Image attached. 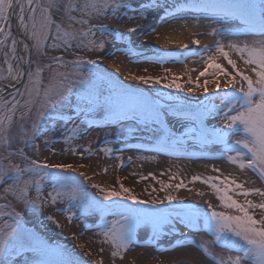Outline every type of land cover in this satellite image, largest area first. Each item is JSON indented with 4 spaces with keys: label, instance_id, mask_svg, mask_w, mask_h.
<instances>
[{
    "label": "snow or ice",
    "instance_id": "1",
    "mask_svg": "<svg viewBox=\"0 0 264 264\" xmlns=\"http://www.w3.org/2000/svg\"><path fill=\"white\" fill-rule=\"evenodd\" d=\"M158 4L159 0H145L144 4L136 8L134 0H0V54L3 56V63L8 66L7 77L0 69V81H14L23 85L22 89H16L13 85L15 95L9 93L10 99H5L3 91H0V184L11 182L3 187L4 195H0V199H6V196L11 194L25 208L31 206L34 211L49 203L67 204L68 207L62 211L69 222L77 217L83 220L98 212L101 222L95 225L99 229L96 235L101 238V244L109 246L113 264L117 258L123 259L124 254L135 244L137 229L142 222H150L151 239L156 240L165 226L171 224L174 216L197 232L210 234L212 237L210 240H203L198 245L209 264H264V189L245 188L242 183L229 176L221 178L220 175L207 177L193 175L191 183L200 182L208 185L220 202L219 206L233 210L234 214L216 210L208 201H205L206 209L186 205L173 213L156 208L158 203L162 204L164 201L171 203L177 199L171 194L166 195L164 200L144 201L138 199L131 189L123 184H120L118 189L93 184L92 187L96 188L102 197L96 199L86 191L76 175L69 174V169L75 172L72 164L39 162L24 156L23 152L10 150L13 142L17 140L12 131L14 126L21 133L19 139L26 145L33 146L34 137L40 134V128L38 119H32V113L35 112L39 118L45 114L46 109L68 104L72 107L75 118L59 115L61 120H65L66 125L72 124L71 128L66 127L65 143L78 138L80 125L92 123L87 118L97 110L104 111L106 123L96 126H115L121 125L126 119L139 121L146 118L144 126L147 127L150 120L158 133L157 144L152 151L160 152L170 146L179 147L187 144L189 139L198 140L203 145L209 142L219 144L222 147L218 159L226 160L240 170H251L264 181V0H193L192 6L197 11L223 16L225 20H239L242 26L239 35L245 39H231L230 37L236 34L229 33L223 25L221 28L213 27L205 34L219 39H216L212 46H204V52L212 51L213 54L206 57L205 67L199 72L196 81L189 79L188 83L194 86L185 89L181 83L176 82L178 76H173L171 82L163 84L165 88H175L189 94L202 89L201 95H208L210 83L215 85L212 89L213 96L208 102L201 101L197 111L184 112L182 108L175 110L181 118L196 125L195 132L186 131L180 136H175L165 126L161 120V109L153 108L147 101L136 98L123 88L114 76L109 73H97L91 69L86 71L85 66L93 65L95 63L93 60L78 56L71 61H65L62 57L53 56L49 63H43L30 58L32 51L27 43H24V50L28 57L17 54L16 46L23 41H17L13 37L11 45L8 44V38L12 37V33L7 26L10 25L11 18L16 16L25 37L33 41L32 49L35 50L37 57L47 55L46 47L71 48L73 42L78 48L102 51L105 40L97 42L92 39L95 36L94 29L104 38L123 37L105 24H91V20L109 15L119 18L122 11H135L139 17L146 18V14ZM180 10L182 9L166 10L161 20L176 19V12ZM54 13H62L61 22L53 18ZM65 18L68 21L66 27L63 26ZM136 18L138 17H128L129 20ZM74 24L81 27L74 28ZM85 25L86 28L83 27ZM128 31L133 32L135 29ZM249 36L259 39H248ZM49 38L52 43L46 45L45 42ZM192 43L199 45L200 40L193 39ZM181 47L188 48L187 45ZM230 52L239 57L251 74L237 67V62L230 58ZM220 57L231 66L232 72L217 62ZM12 61H15V68ZM46 70L48 76L45 82L41 73ZM209 70H212L211 73ZM164 71L168 72L169 69L165 68ZM209 74L217 78L220 76L227 78L223 94L219 79L211 81L205 79L203 84L199 82L200 77ZM130 75L145 84L162 83L160 77L132 73ZM25 76L26 80L23 79ZM2 87L3 85H0V89ZM105 90L108 95H104ZM208 117L218 118L223 126L207 127L204 121ZM29 120L32 135H28L29 129L25 127ZM241 132L244 135H240ZM50 143L45 141L46 150ZM240 148L246 149V152ZM100 150L109 156L113 153V149L107 146ZM16 155L25 161L23 167L13 162L12 157ZM177 156L179 158L178 154ZM138 159L155 160V157ZM79 166L84 167L83 164ZM213 171L219 173L220 170L213 168ZM148 175L156 179L154 174ZM79 176L88 179L83 172H80ZM169 179H178V175L174 174ZM45 180L51 185L47 198L42 193ZM159 183L162 191L167 189L179 191L187 187L183 179L175 184L163 181ZM31 191L35 192V197L30 195ZM230 192L245 197L244 202L234 199ZM250 195H258L261 199L259 202H253L247 199ZM125 201H130L133 205L150 203L153 207L135 208L124 203ZM73 209H78V213ZM257 209L260 210L259 218L254 214ZM108 216L114 218L108 220ZM48 219L52 217L49 216ZM53 223L57 222L53 220ZM210 246L218 247L221 251L216 253ZM104 250L103 247L100 249L101 252ZM29 254L31 259L27 258ZM18 256L25 257L24 264H84L78 257H71L59 246L49 244L38 233L25 228L21 211H17L11 203L0 204V264H15L14 257ZM92 264L97 262L93 261ZM100 264H103V261Z\"/></svg>",
    "mask_w": 264,
    "mask_h": 264
},
{
    "label": "rangeland",
    "instance_id": "2",
    "mask_svg": "<svg viewBox=\"0 0 264 264\" xmlns=\"http://www.w3.org/2000/svg\"><path fill=\"white\" fill-rule=\"evenodd\" d=\"M145 0H134V6L139 8L140 5L144 4ZM193 0H159V4L152 7V9L146 14V18L138 16L135 11H122L119 14V18L116 16L109 15L107 17H101L99 19L91 20V24H105L111 30L120 33L123 39H113L112 37L104 38L101 36L99 31L93 30L95 36L92 37L95 41L99 42L101 39L105 40L104 49L101 50H88L87 48L75 47V42L71 48L59 47L56 49L45 48L47 53L46 56L37 57L35 50L32 49L33 41L27 39L25 35L21 37L24 43L29 45V49L32 51L31 59L40 60L43 63H49L51 57H62L65 61H71L76 57H83L85 59L93 60V65H86L85 70H93L97 73H109L114 76L120 85L134 94L136 98L147 101L151 107L162 110L161 120L164 121L165 126L175 136H180L187 132H195L196 125L192 121L181 118L176 114L177 108H182L184 112H195L200 108V102H208L213 96L212 88H209L212 83L208 85V95H201V90H197L194 93L189 94L187 91H179L175 88H165L164 83L172 81L173 76H178L177 83H181L184 88L194 86L189 84L188 81L191 79L193 82L200 71L205 67L206 57L211 54V51L204 52V44L194 45L192 39L186 40L187 49L182 47H176L168 40V34L162 35L161 29L170 23H182L201 21L205 23L206 17L209 16V12L197 11L193 8ZM177 8L182 10L176 12V19H168L166 21L161 20V16L168 11H175ZM18 11V9H17ZM78 15V14H77ZM129 16H137L138 18L129 20ZM53 18L57 22H61L62 13H54ZM211 18V17H210ZM215 21H221L219 26H208L210 22H206L199 30L195 31L198 36L202 37H213L206 35L211 31L213 27L221 28L222 25L229 33L236 34L233 37H239L242 26L239 20L227 19L223 16H213ZM68 21L63 19V26H67ZM180 25L179 28H184V25ZM74 28L79 29L81 25L74 24ZM87 27V25L83 26ZM9 28V26H7ZM129 29H135L133 32H129ZM54 31V28H53ZM12 37L8 38V44H11ZM156 41L158 42L157 44ZM215 41V39H214ZM214 41H211L208 45H214ZM52 40L49 38L45 44H51ZM22 47L23 44L19 43ZM192 45V46H191ZM204 45V46H203ZM163 46V49L161 47ZM228 50L227 48L225 49ZM195 53V55H193ZM230 58L237 62V67L248 74H251L249 68L243 64L239 57L230 52ZM116 57V63L122 67L119 71H108L106 66V60ZM158 61H162L158 62ZM217 62L221 63L229 72H232L231 66H229L222 57L217 59ZM13 68H15V61H12ZM134 64L140 65H153L155 68L158 67L156 73H150L143 76L160 77L162 80L161 84H155L149 82L145 84L139 81L140 86H133L126 83L122 76L127 78L131 75L129 67ZM175 66H181L178 73L174 72ZM27 67V66H26ZM35 65H33V70ZM169 69L165 72L164 69ZM0 69L3 71V75L7 77L8 66L3 63V56L0 54ZM63 70V69H60ZM212 70H209L211 73ZM41 76L47 80L48 71L41 73ZM167 77V79H164ZM23 79H27L25 76ZM209 81L213 79H219L221 84V94L225 90L224 76L213 77L211 74L200 77V83L203 84L204 80ZM239 80V77H237ZM7 85H12L10 89L3 90L4 98L10 99L8 95L11 93L15 95L13 85L16 89H22L23 85L16 82H9L8 80L1 81ZM19 84V85H18ZM18 85V86H17ZM17 86V87H16ZM239 86V85H237ZM106 87V86H105ZM104 95H108L105 90ZM19 99V97H17ZM75 100V97H73ZM218 102V101H217ZM59 115H63L65 118L72 116L75 118V113L72 107L68 104H61L58 107L52 109H46L45 114L42 117L37 118L36 113H32V119H38V125L40 128V134L34 137V145H26L22 140L19 139L21 133L19 129L14 126L12 131L17 136V140L11 145L12 151L23 152L24 156L30 159H35L39 162L52 163H69L72 164L73 172L71 169L68 170L69 174L76 175L78 179L83 183L86 191L96 199H102L99 195L98 190L93 188V184H98L104 188H119L120 184L131 189L132 193L137 196L138 199L144 201H151L153 199L164 200V197L168 194L175 196L177 199L169 203H158L156 208L175 213L179 209L186 205H192L201 209L207 208L208 201L213 205L216 210L227 211L230 214H234L233 210L224 209L219 206L220 202L217 200L213 190L206 184L200 182L191 183V177L193 175L217 176L221 178L229 176L237 180L238 183H242L245 188L264 187L252 176V174L245 169V174L236 165L228 163L226 160L223 161H208L203 160L204 164H195L199 161L183 160L182 158H176L177 154L181 153H192L197 151H221V145L215 143H207L206 145L201 144L198 140L194 141L189 139L187 144L179 147H166L160 152H148L140 146H145L146 149H151L157 144V130L156 126L149 120L147 127H145V119L142 118L139 121L126 119L121 125L115 126H96L97 124L103 125L106 123L104 120L105 113L103 110H97L95 113L90 115L87 119L92 123H85L80 125V131L78 138L72 139L70 142L65 143L64 139L66 136V127L71 128L72 124L66 125L65 120H61ZM131 115V114H129ZM78 122V121H77ZM204 124L209 127H222V123L218 118L213 119L208 117L205 119ZM211 124V126H209ZM31 120H29L25 127L29 129L28 135H32L30 131ZM101 127V128H99ZM47 129V131H46ZM131 129L132 131H129ZM240 135H244L242 132ZM235 139V137H233ZM50 141V145L45 146V141ZM104 140L108 142H104ZM102 142V143H101ZM130 142L139 144L140 146L130 145ZM38 146V147H36ZM105 146L113 149L111 156L106 155L100 149ZM210 149V150H209ZM246 150V149H245ZM162 152V153H161ZM177 154H170V153ZM155 157V160L138 159V157ZM119 157V159L117 158ZM14 163L20 164L22 167L25 164L23 158L19 155L12 157ZM223 163L227 171L217 163ZM83 164L84 167L80 169L87 180L83 176H79L76 169L79 165ZM122 165V166H121ZM213 168H218L219 173L213 171ZM106 169V171H105ZM152 173L156 179H153L148 174ZM161 173H164L163 175ZM177 174L178 179L170 180L169 177ZM141 177H147L141 179ZM180 179H183L186 184V188H182L179 191L174 189L161 190V183H178ZM10 181H6L5 184H0V195L3 194V187L6 186ZM190 189V190H189ZM51 190V185L47 180L44 181L43 196L47 198L48 192ZM203 193V195H199ZM234 199L243 203L245 197L229 193ZM30 195L35 197V192L31 191ZM247 199L253 202H259L260 197L258 195H250ZM11 203L17 211L22 213V221L24 227L38 233L43 239L48 241L53 246H59L66 251L71 257H78L84 264H92L96 261L100 264H113L112 257L110 256L109 246L100 243L101 238L96 235L99 231L95 227L96 224L100 223V214L98 212L93 213L83 220L78 217L69 222L66 218L65 213L62 209L68 207L67 204L57 202L55 205L49 203L47 206L38 210H32L31 206L25 208V206L16 201L15 198L8 194L6 199H0V204ZM131 207L149 209L153 205L150 203L133 205L130 201H125ZM6 211L10 209H5ZM78 213V209H73ZM256 218L260 216V210L254 211ZM51 216L52 219H48ZM114 217L108 216L107 219L111 220ZM55 220L57 223H53ZM75 235V238H73ZM189 235V236H188ZM152 227L150 222H142L141 226L137 229L136 242L131 248L124 254L123 259L117 258L115 264H198L197 262H182L176 259L174 256L169 257V260H163V255L171 253L180 248H185L187 238L193 239L198 245L204 240H210L212 237L203 231L197 232L194 228L187 226L184 222H181L178 217H173L171 224L166 225L162 234L158 239L152 240ZM202 238V239H201ZM105 250L100 251L101 248ZM216 253L221 251L220 248L210 246ZM195 250L207 264L209 261L200 251H197L192 246H189ZM90 253V254H89ZM235 255V253H232ZM28 259H31L29 254ZM15 264H24L25 257L18 256L14 257Z\"/></svg>",
    "mask_w": 264,
    "mask_h": 264
},
{
    "label": "bare ground",
    "instance_id": "3",
    "mask_svg": "<svg viewBox=\"0 0 264 264\" xmlns=\"http://www.w3.org/2000/svg\"><path fill=\"white\" fill-rule=\"evenodd\" d=\"M209 16L212 17H206L207 19L205 20L206 22H210V24L207 23L208 26H219L221 23L218 21H215L213 16H211V13L209 12ZM201 21H192V22H184V24L180 23H170L168 25H165L162 29H161V34L162 35H166L168 34V40L169 42H171L174 46L176 47H181L182 45H186V40H188V38L192 39H198L200 40V44L199 45H206L209 44L211 41H214V39L216 40V38H212V37H202V36H198L197 33H195V31L199 30L205 23H200ZM184 25V28L182 30V28H179L180 25ZM16 33L22 37L23 36V32L22 30L19 28V22H18V18L16 17ZM218 38V37H217ZM239 38L241 40L245 39L244 36H239V37H233L231 39H236ZM259 39V37H251L249 36L248 39ZM219 39V38H218ZM158 42L156 41L155 44H157ZM225 43H227V40H225ZM11 45V44H10ZM192 46V45H191ZM161 49H163V46L161 47ZM213 52L211 51L212 55ZM19 55L20 56H25V51H24V47H20L19 50ZM116 57H113L112 59L106 60V66L109 70H113V71H119L122 69L121 66H119V64L116 63ZM174 68V72L178 73L179 70L181 69V66H175ZM130 71L132 74L135 75H146V74H150V73H156L155 66L153 65H140V64H132L129 67ZM122 78L126 81V83H128L129 85H133V86H140V83L138 80H135L132 78V76L130 77H126V76H122ZM215 85L212 84L209 86V88H214ZM4 88L2 87V89H0V91H3ZM211 126V124L209 125ZM195 164H204L201 161L196 162ZM219 164V166H222L223 169L226 168V166L223 165V163L219 162L217 163V165ZM80 169H82L80 166L76 169V171L79 173ZM230 170V168H227ZM227 169L225 171H227ZM245 174H247L246 171L242 170ZM174 256L176 259L181 260L182 262H197L198 264H207L205 262V260L192 248L189 247H185V248H180L176 251H173L171 253H166L163 255V260L167 261L169 260V257Z\"/></svg>",
    "mask_w": 264,
    "mask_h": 264
},
{
    "label": "water",
    "instance_id": "4",
    "mask_svg": "<svg viewBox=\"0 0 264 264\" xmlns=\"http://www.w3.org/2000/svg\"><path fill=\"white\" fill-rule=\"evenodd\" d=\"M14 16L11 18V26H12V32L14 33V36L16 37V40L17 41H22V39L21 38H19V37H17V35H16V33H15V29H14ZM21 44H23L24 45V42L23 43H21ZM19 46V43L17 44V47ZM27 53V52H26ZM27 56H28V53H27ZM26 67V66H25ZM0 85H3V87L4 88H6V89H10V87H8V86H5L3 83H0ZM19 85V84H18ZM17 85V86H18ZM16 86V87H17Z\"/></svg>",
    "mask_w": 264,
    "mask_h": 264
}]
</instances>
